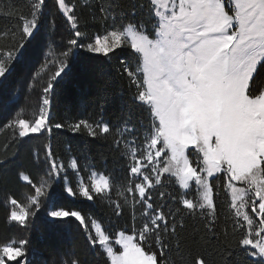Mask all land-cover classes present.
Returning <instances> with one entry per match:
<instances>
[{
  "label": "snow or ice",
  "instance_id": "1",
  "mask_svg": "<svg viewBox=\"0 0 264 264\" xmlns=\"http://www.w3.org/2000/svg\"><path fill=\"white\" fill-rule=\"evenodd\" d=\"M46 35L31 79L50 75L33 118L21 108L0 132L19 146L67 129L87 138L86 150L57 156L49 139L43 156L33 152L34 178L5 144L7 224L28 230L41 210L53 229L78 222L84 244L57 264H264V0H0L5 110L18 67ZM81 50L110 67L121 92L106 84L99 119L53 123V98ZM109 108L115 122L104 118ZM97 142L107 151L100 168L89 148ZM16 183L28 188L23 199L10 191ZM69 199L106 206L117 220L127 213L131 227L105 228ZM29 244L0 243V264H28Z\"/></svg>",
  "mask_w": 264,
  "mask_h": 264
},
{
  "label": "trees",
  "instance_id": "2",
  "mask_svg": "<svg viewBox=\"0 0 264 264\" xmlns=\"http://www.w3.org/2000/svg\"><path fill=\"white\" fill-rule=\"evenodd\" d=\"M67 31L61 25L54 39L56 44H61ZM47 35L44 39V45L35 47L25 65L18 67L16 77L11 85L10 92L14 97L12 103L7 105L6 110L0 107V127L6 123L7 119L15 116L21 108L25 110L24 118L32 119L33 111L36 109L42 87L47 83L49 72H43L34 82L31 77L41 71V65L44 63L48 48ZM91 54L83 52L78 53L76 62L72 65V72L65 82L57 89V94L53 98L52 104V122L53 123H71L78 119H99L100 109L96 106L98 98L103 94L106 84H111L117 94L121 92V86L118 81L113 80L114 73L108 65H97L88 57ZM102 59V58H101ZM118 61H113V66ZM35 86L29 91V85ZM125 99L128 98L127 88H123ZM120 115L116 109L109 108L104 114L106 120L116 121ZM11 139L9 132H0V152L4 145L9 144ZM51 141L57 156L68 155L69 146L73 149V155L82 156L85 152L86 137L75 135L67 129H55L51 136L43 135V138L33 137L30 143L13 146L9 144V150L17 153V164L22 170L30 173L34 178L37 175V165L33 157V152H39L43 156L44 145ZM91 154L97 158V167L103 161L99 160V154L104 153L107 156L106 148L101 142L95 146H89ZM107 163L112 164L111 156H108ZM85 177L87 173H84ZM10 191L17 192V196L23 199V193L28 188L23 184H13ZM223 194H221L222 196ZM5 193L0 191V243L10 239L27 238L30 244L27 246L28 264H57L63 259V253L68 251L73 245H83L84 240L80 235L78 222L73 221L70 226L62 229H53L49 226L43 210L37 214V217L31 221L32 227L28 230L20 229L16 225H8L6 222V207L4 203ZM66 207L72 210H80L85 216H93L98 219L105 228H111L113 231L120 228H130L131 218L125 213L123 218L111 216L106 206L100 204H91L86 201L66 202ZM192 224L189 222V231ZM99 259V258H96Z\"/></svg>",
  "mask_w": 264,
  "mask_h": 264
}]
</instances>
